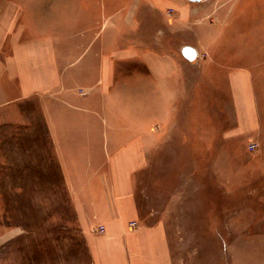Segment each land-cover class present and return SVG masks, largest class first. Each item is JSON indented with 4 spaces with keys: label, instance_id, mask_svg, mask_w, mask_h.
<instances>
[{
    "label": "crops",
    "instance_id": "0c3cea01",
    "mask_svg": "<svg viewBox=\"0 0 264 264\" xmlns=\"http://www.w3.org/2000/svg\"><path fill=\"white\" fill-rule=\"evenodd\" d=\"M19 3L22 42L12 7L0 18V101L7 82L39 100L83 220L104 228H84L93 264H171L164 226L142 223L140 184L149 173L156 189L160 161L206 131L264 132V0Z\"/></svg>",
    "mask_w": 264,
    "mask_h": 264
},
{
    "label": "rangeland",
    "instance_id": "374dc122",
    "mask_svg": "<svg viewBox=\"0 0 264 264\" xmlns=\"http://www.w3.org/2000/svg\"><path fill=\"white\" fill-rule=\"evenodd\" d=\"M20 1L0 0V18L9 11L6 6L12 7L7 13L14 42H22L24 30ZM28 1L42 8L53 0ZM258 83L264 86V78ZM5 88L6 100L0 101V264H93L84 228L99 233V226L83 220L84 206L66 186L39 100L16 99L15 83ZM256 130L254 140L227 138L222 130L206 131L204 141H189L188 157L160 161L165 169L155 174L156 189L146 172L138 194L146 216L142 223L164 226L171 264H264V132L260 125Z\"/></svg>",
    "mask_w": 264,
    "mask_h": 264
},
{
    "label": "built area",
    "instance_id": "2783aa9c",
    "mask_svg": "<svg viewBox=\"0 0 264 264\" xmlns=\"http://www.w3.org/2000/svg\"><path fill=\"white\" fill-rule=\"evenodd\" d=\"M170 12H171V11H170ZM255 148H256V145H255V144H251V145L249 146V149H250L251 151H254ZM131 226H134V224L132 223ZM98 232H99V233H103V232H104V228H103V227H100V228L98 229Z\"/></svg>",
    "mask_w": 264,
    "mask_h": 264
}]
</instances>
